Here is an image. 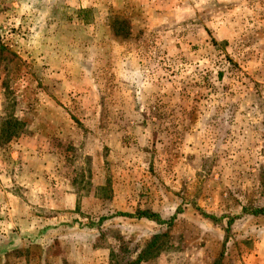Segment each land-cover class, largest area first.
<instances>
[{
  "label": "rangeland",
  "instance_id": "rangeland-1",
  "mask_svg": "<svg viewBox=\"0 0 264 264\" xmlns=\"http://www.w3.org/2000/svg\"><path fill=\"white\" fill-rule=\"evenodd\" d=\"M157 234L140 264H264V0H0V264Z\"/></svg>",
  "mask_w": 264,
  "mask_h": 264
},
{
  "label": "trees",
  "instance_id": "trees-1",
  "mask_svg": "<svg viewBox=\"0 0 264 264\" xmlns=\"http://www.w3.org/2000/svg\"><path fill=\"white\" fill-rule=\"evenodd\" d=\"M122 216H126L129 218H139V219H152L154 221L161 222V224L168 225L169 227L172 225V219L169 220H163L160 215H157L155 213H152L150 211H141L139 210L136 212V214H127V213H120ZM213 219V218H211ZM161 235L157 234L153 236L139 252H137V257L134 259L131 256H125L122 259L117 257L116 262L114 264H140L145 259L151 255L152 251L156 249V245L159 241ZM224 254H222L215 262V264H222Z\"/></svg>",
  "mask_w": 264,
  "mask_h": 264
}]
</instances>
